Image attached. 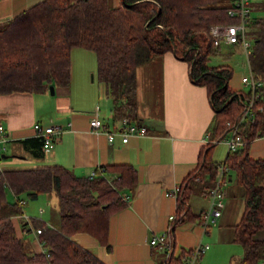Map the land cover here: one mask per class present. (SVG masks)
<instances>
[{
	"label": "trees",
	"instance_id": "16d2710c",
	"mask_svg": "<svg viewBox=\"0 0 264 264\" xmlns=\"http://www.w3.org/2000/svg\"><path fill=\"white\" fill-rule=\"evenodd\" d=\"M229 6V0H39L0 25V93L67 84L71 50L80 46L94 52L96 77L106 85L115 115L133 116L136 67L174 52L187 61L190 78L206 87L214 114L210 140L200 147L196 166L179 184L171 231L185 221H200L201 213H192L188 197L196 191L207 194L217 168L224 165L225 176L231 174L243 199L231 240L243 246L241 264H264V157H252L248 150L264 135V0L251 2V10L260 14L249 19L248 64L261 85L252 113L238 125L244 145L227 150L220 161L212 155L250 95V89L229 85L233 71L228 64L208 63L220 47L213 44L209 27L235 20ZM36 139L34 147L40 151L32 154L40 157L42 140ZM94 171L88 178L56 163L1 168L0 264H105L72 236L86 232L109 248L110 215L125 205L123 196L135 188L138 177L130 163L103 164ZM9 192L15 200L8 199ZM42 192L54 194L57 218L34 223L41 227L42 244V251L35 252L17 234L10 217L22 213V194L35 198ZM188 251L172 253L164 264H185Z\"/></svg>",
	"mask_w": 264,
	"mask_h": 264
},
{
	"label": "crops",
	"instance_id": "0c3cea01",
	"mask_svg": "<svg viewBox=\"0 0 264 264\" xmlns=\"http://www.w3.org/2000/svg\"><path fill=\"white\" fill-rule=\"evenodd\" d=\"M37 1L39 0H0V25ZM224 44L227 43H221L220 47ZM76 47L71 50L68 83L53 84V93L49 88L0 93V151L7 155L1 157L0 169L7 167L2 164L9 163L12 158L24 159L25 156H31L37 164L62 165L77 176H87L90 171L103 164H132L136 168L138 181L132 191L125 193L128 195L125 205L110 215L109 248L86 232H77L72 238L105 264H159L164 253L150 245L148 239L169 226L168 215L173 214L176 207L172 190L194 169L200 147L211 137L208 129L214 110L208 92L205 86L190 78L187 61L177 57L172 51H166L138 65L135 69V114L124 117L133 123L144 125L146 129L143 135L132 133L126 141H122L119 123L121 116H116L113 111L106 85L98 79L95 82V68L86 65V61L91 60L87 53L89 51H82L86 66H75L72 53ZM89 71H92L90 80ZM140 73L143 77L146 76L144 90L151 96L149 104L140 105L137 93ZM229 85L232 86L230 82ZM96 107L102 121L98 132H94L89 124ZM36 122L60 127L58 139L48 149L42 146L40 157L32 154L40 151V148L34 147L38 138L33 129ZM105 131L115 132L111 140ZM248 150L252 157H264V135L256 137ZM229 181H232V177L227 173L226 185ZM45 193L49 195L48 192ZM22 195L20 199L24 203ZM223 201L224 205L215 225L221 234L227 232L226 228L229 229L230 226L233 229L243 209V199L240 196L235 203L237 214L227 224V206L230 201L227 198ZM187 203L192 213L202 214L209 206L208 194L193 192ZM17 217L22 218L20 229L16 225ZM10 219L17 234L28 241L25 233L30 230L26 229L23 216L14 215ZM32 223L34 226V220ZM210 230L208 228L207 233H211ZM34 235L36 241L28 242L33 251L40 252L42 244L38 234ZM200 235L199 218L176 225L173 229L176 244L174 253L177 249L186 251L192 248Z\"/></svg>",
	"mask_w": 264,
	"mask_h": 264
},
{
	"label": "built area",
	"instance_id": "2783aa9c",
	"mask_svg": "<svg viewBox=\"0 0 264 264\" xmlns=\"http://www.w3.org/2000/svg\"><path fill=\"white\" fill-rule=\"evenodd\" d=\"M230 6L228 8V14L230 17L235 20L228 23H215L210 25L209 34L211 36L212 42L214 45H219L221 43H239L245 52L247 58L251 51L252 40L251 37L246 33V24L249 21L250 13H251V0H229ZM249 66V64H248ZM250 70L249 75H243L241 77V81L248 85V89H250V95L245 97L244 107L240 113V115L236 118V120L230 123V131L229 133L218 141L224 140L227 144V150H235L242 145H244V141L241 138L238 132V125L241 121H243L250 113H252V107L254 105V101L258 98V87L261 85V81L256 79ZM262 107L260 106L259 109ZM120 123V133L122 135V141H126L129 134L143 135L145 133L146 127L141 124H136L131 121L127 117H121L119 119ZM90 127L94 132H98L102 126V121L98 116V108L93 111V115L89 120ZM1 129V126H0ZM33 129L35 135L42 140V146L45 149L52 147L55 141L59 137L60 127L56 125H42L38 122L33 124ZM109 140L112 139L113 131H105ZM210 138H207L204 143H207ZM228 171V168L224 165H220L217 168L216 175L214 178V182L212 186L208 189V200L209 206L208 208L202 212L200 218V224L203 226V229L206 231L211 225L215 224L217 218L221 214V207L224 205L223 196H224V186L226 184V176L225 173ZM96 175L95 171L92 170L87 175L88 178H92ZM179 186L174 187L172 193L176 195ZM128 195H124L123 199L126 201ZM20 205L23 204L21 199H18ZM42 209H40V212ZM26 222L27 230H34V233L37 235L41 232V227H34L32 224V220L26 215L23 216ZM168 219L170 222L174 219V214H169ZM148 243L150 245L156 246L158 249L162 250L164 255L163 259L159 264H164L165 260L170 257L172 253H174V244L175 238L173 236V232L171 231V224L169 226L158 233H154L148 239ZM208 243L199 242L197 245L193 246L189 249L184 258L185 264H197L198 259L202 256V253L208 248Z\"/></svg>",
	"mask_w": 264,
	"mask_h": 264
},
{
	"label": "rangeland",
	"instance_id": "374dc122",
	"mask_svg": "<svg viewBox=\"0 0 264 264\" xmlns=\"http://www.w3.org/2000/svg\"><path fill=\"white\" fill-rule=\"evenodd\" d=\"M112 2L117 3V0H111ZM255 1V0H251ZM260 14L259 12H256L255 9L252 8L250 17ZM250 20L246 24V33L248 36H250L251 32V24ZM76 49L78 50L76 52ZM75 52H73V61L75 62L76 67H82L85 65V57L84 52L82 51H89L91 60L86 61V65L93 66L95 68L96 72V58L94 55V52L92 50H86L84 47H76ZM91 53V54H90ZM208 63L210 65H217V64H228L232 68V77L230 79V83L232 86L241 88V89H248V85L241 82V77L243 75H249L250 70L248 66V58L243 51L241 45L239 43H236L235 45H228L224 44L220 47L219 51L215 55H211L209 57ZM85 65V66H86ZM92 71L88 72V78L90 80V74ZM96 75V73H95ZM140 79L138 80V98L140 101V105L149 104L151 102V96L145 92V78L140 73L139 76ZM98 81L95 76V82ZM78 89V88H77ZM79 90V89H78ZM80 91V90H79ZM227 144L224 140L219 141L216 143L214 149H213V157L220 161L225 156V153L227 152ZM1 154V151H0ZM1 156H0V166H1ZM9 163L2 164V166H9V167H29L37 164L35 162V159H33L31 156H25L24 159H15L12 158V160H9ZM7 162V161H6ZM232 177V176H231ZM241 194V187L238 186L233 180L228 182V184L224 186V195L223 199L227 198L229 199L228 203V214L226 215L227 220L229 222L227 224H230L234 217L237 214V206L235 205L238 198H240ZM9 200H15L13 194L11 192L8 193ZM22 198L24 200V203L22 204V213L21 216H28L30 220H34L36 223L37 221L41 222H47L49 223L51 220H54L57 218V212L55 210L54 204L56 203V198L53 193L46 194L45 192L39 193L36 199L29 198L25 194L22 195ZM205 199V198H202ZM209 201V200H208ZM40 209H42V213H40ZM21 217L16 218V225L18 229L21 227ZM218 220V219H217ZM231 220V222H230ZM23 221L25 219L23 218ZM33 224V223H32ZM217 224V221L215 224L211 225L209 229H211V233H207V230L205 231L203 229V226L201 225V235L197 239L195 245H197L199 242L202 243H208L209 247L205 250V252L202 253V257H200L197 261V264H241V257L243 255V246L235 241L231 240L232 236V226L226 228L228 231L221 232L218 229V226H215ZM218 225H220L218 221ZM224 230V229H223ZM25 237L29 242L36 241V237L34 235V230H30L25 233ZM194 245V246H195ZM176 247V244H174ZM180 250L177 249L176 253H178ZM187 254V253H186Z\"/></svg>",
	"mask_w": 264,
	"mask_h": 264
},
{
	"label": "water",
	"instance_id": "95a60500",
	"mask_svg": "<svg viewBox=\"0 0 264 264\" xmlns=\"http://www.w3.org/2000/svg\"><path fill=\"white\" fill-rule=\"evenodd\" d=\"M49 90H50L51 93L54 92V86H53V84H50V85H49ZM0 156H1V157H5V156H7V155H6V154H1Z\"/></svg>",
	"mask_w": 264,
	"mask_h": 264
}]
</instances>
